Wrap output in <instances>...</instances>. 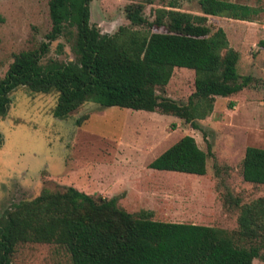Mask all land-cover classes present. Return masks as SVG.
<instances>
[{"label": "rangeland", "instance_id": "374dc122", "mask_svg": "<svg viewBox=\"0 0 264 264\" xmlns=\"http://www.w3.org/2000/svg\"><path fill=\"white\" fill-rule=\"evenodd\" d=\"M230 1L257 12L251 20L208 15L205 24L210 34L223 29L229 46L240 54L238 73L253 79L235 94L215 96L212 112L197 119L199 128L174 115L104 107L91 100L59 118L53 115L55 90L41 93L26 86L13 90L9 109L0 116V216L44 188L63 191L73 186L94 197H115L119 206L134 214L149 212L154 220L236 232L240 206L264 198V184L242 176L246 148H264V0ZM138 3L150 22L161 14L160 8L203 15L197 0H91L90 23L109 34L122 25L165 32L164 27L130 23L125 7ZM51 26L48 0H0V77L15 53L47 41ZM75 39L76 27L65 23L40 63L77 60ZM194 77L193 69L174 67L169 82L157 87V93L185 103L194 91ZM184 135L193 136L205 152L210 149L204 175L149 166ZM11 263L71 264V260L63 245L25 242L16 246ZM252 264H264V259L257 257Z\"/></svg>", "mask_w": 264, "mask_h": 264}, {"label": "trees", "instance_id": "16d2710c", "mask_svg": "<svg viewBox=\"0 0 264 264\" xmlns=\"http://www.w3.org/2000/svg\"><path fill=\"white\" fill-rule=\"evenodd\" d=\"M197 1L202 16L160 8L161 14L152 22L144 16L142 4H129L125 15L132 25L166 31L122 25L109 34L90 23L91 0H48L52 26L47 41L15 53L0 77V116L9 109L11 92L26 86L41 93L55 90L53 115L59 118L91 100L104 107L174 115L199 128L197 119L212 112L215 96L235 94L253 79L238 73L240 54L229 46L223 29L210 34L205 20L208 15L251 20L257 10L230 0ZM65 23L76 27L77 60L42 65V55L63 32ZM174 67L195 71L194 91L185 103L157 93V87L169 82ZM209 153L193 136L184 135L149 166L204 175ZM242 176L245 181L264 184V148H246ZM150 215L134 214L119 206L115 197H94L73 186L63 191L44 188L0 216V264H12L16 246L25 242L63 245L71 264H252L257 257L264 259L260 254L264 198L240 206L239 229L233 233L196 223L158 221Z\"/></svg>", "mask_w": 264, "mask_h": 264}, {"label": "crops", "instance_id": "0c3cea01", "mask_svg": "<svg viewBox=\"0 0 264 264\" xmlns=\"http://www.w3.org/2000/svg\"><path fill=\"white\" fill-rule=\"evenodd\" d=\"M104 197V196H103ZM109 197V196H108Z\"/></svg>", "mask_w": 264, "mask_h": 264}]
</instances>
